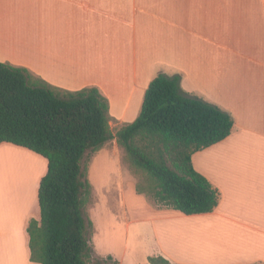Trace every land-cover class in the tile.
I'll return each instance as SVG.
<instances>
[{
	"label": "crops",
	"instance_id": "crops-1",
	"mask_svg": "<svg viewBox=\"0 0 264 264\" xmlns=\"http://www.w3.org/2000/svg\"><path fill=\"white\" fill-rule=\"evenodd\" d=\"M89 53L99 69L73 75L72 84L54 82L49 71L86 63ZM151 53L159 59L148 67ZM138 57H145L140 76ZM0 62L62 89L95 86L110 115L124 120L156 72H177L184 91L218 105L233 124L223 140L191 155L193 168L218 190L217 206L193 215L159 210L151 220L160 254L173 264H264V0H0ZM1 148L30 151L8 142ZM41 174L23 207L0 209V263L40 264L30 259L27 225L40 219ZM179 220L193 224L176 228ZM182 231L191 236V253L172 244ZM199 245L209 254H197Z\"/></svg>",
	"mask_w": 264,
	"mask_h": 264
},
{
	"label": "trees",
	"instance_id": "trees-1",
	"mask_svg": "<svg viewBox=\"0 0 264 264\" xmlns=\"http://www.w3.org/2000/svg\"><path fill=\"white\" fill-rule=\"evenodd\" d=\"M178 73L158 72L143 93L136 118L112 134L108 99L95 86L67 90L27 68L0 62V143L44 157L46 173L37 190L39 221L27 225L30 259L40 264H118L110 256L91 262L84 216L91 185L82 159L108 140L151 181L157 204L185 215L215 209L219 192L191 163V155L227 137L231 115L184 91ZM150 264H171L162 255ZM255 264V263H249Z\"/></svg>",
	"mask_w": 264,
	"mask_h": 264
},
{
	"label": "rangeland",
	"instance_id": "rangeland-1",
	"mask_svg": "<svg viewBox=\"0 0 264 264\" xmlns=\"http://www.w3.org/2000/svg\"><path fill=\"white\" fill-rule=\"evenodd\" d=\"M92 50L95 54L97 49L92 48ZM93 56L89 53L86 63L76 62L69 67H57L54 71H49V74L56 83L72 84L71 81L75 79L73 75H81L84 78L88 72L99 69L100 62H97ZM144 58L138 57L139 76ZM145 59L150 67L159 59V56L151 53ZM122 66L129 80L128 87L132 89L134 81L129 61L127 60ZM137 92L134 93L138 97ZM143 93L140 96L138 109L133 106L130 109L129 119H120L116 114L110 115L109 126L112 134L136 118L140 111ZM132 116H134L133 119ZM0 163H7L4 167H0V209L5 210L6 213L11 210L15 213L16 209L22 205L21 202L24 203V199L31 195L38 176L41 173V176L44 174L46 169L43 163H46V160L32 151L1 148ZM81 164L85 167L86 178L91 185L83 210L84 216L92 222L88 229L89 244L92 248L91 262L110 256L118 264H150L149 256L162 255L160 253H164L165 250L160 242L159 229L156 228V222L151 219L157 216L159 210L167 206L154 201L150 192L151 181L146 174L131 165L123 147L114 138L110 139L98 150L86 152ZM20 210L21 207L18 212ZM170 211L181 213L172 208ZM191 224L193 221L182 223L179 220L175 223V227L182 229L185 225L189 228ZM171 234V232L168 233L169 236ZM176 240L180 244V249L191 253V236L186 231L177 235L172 234L174 246L177 243ZM194 251L201 255V251L204 255L209 254L207 249L200 245L199 251L197 248ZM170 263L173 264L171 261Z\"/></svg>",
	"mask_w": 264,
	"mask_h": 264
}]
</instances>
